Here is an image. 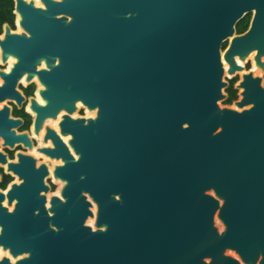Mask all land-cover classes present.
I'll use <instances>...</instances> for the list:
<instances>
[{
    "label": "water",
    "instance_id": "water-1",
    "mask_svg": "<svg viewBox=\"0 0 264 264\" xmlns=\"http://www.w3.org/2000/svg\"><path fill=\"white\" fill-rule=\"evenodd\" d=\"M262 3L13 0L1 75L45 88L36 133L62 119L41 151L66 185L0 193V252L25 256L0 264H264V52L247 71L255 28L236 36Z\"/></svg>",
    "mask_w": 264,
    "mask_h": 264
},
{
    "label": "flooded vegetation",
    "instance_id": "flooded-vegetation-1",
    "mask_svg": "<svg viewBox=\"0 0 264 264\" xmlns=\"http://www.w3.org/2000/svg\"><path fill=\"white\" fill-rule=\"evenodd\" d=\"M262 7L264 4L262 3ZM261 6L245 12L244 16L236 23V36L242 37L249 32L253 27L255 28L253 37L251 39L252 52L250 53L245 64L246 70H254L255 74L259 70L254 69V60L258 55L264 52V21L259 14V10H263ZM11 22H3L0 27V36L4 35L3 25L8 24L11 31H17L16 16L13 14ZM260 28V30H258ZM228 46V42L223 44V50ZM261 51V52H260ZM261 60L264 62V55H261ZM9 64H3L0 59V193L4 196L8 194L11 186L16 184L22 186L23 178L29 173L34 175L33 181L30 183L32 188L36 189L37 194L44 196V191L41 188L48 187L49 191L46 194L47 200L50 201L52 195L61 196V191L65 187L66 182L57 179L55 170L57 161L51 160L41 150L53 149V142L50 139L49 133L52 130L56 136L63 138L60 134L59 123L62 121L58 119L44 118L39 124L36 133V108L45 107L46 102L43 100L41 92L45 90L44 87L39 86L36 81L26 82L19 80L14 86L12 81L7 82L2 77V72H6ZM8 73V72H7ZM228 79V78H227ZM240 76L233 79H228L229 86L225 90L228 98L223 102V105H231L234 100L238 98V91L234 89V85L239 81ZM37 105V106H36ZM39 109V108H38ZM75 117H88V111L81 103L77 105V111L74 113ZM28 157L37 159V163H45L47 170L43 167L41 169L33 168L29 165ZM24 164V166L21 165ZM21 165V166H20ZM29 165V166H28ZM46 170V171H45ZM25 186V185H24ZM29 186V185H28ZM42 191V192H41ZM13 202H17L14 200ZM13 203V205L15 204ZM0 204L7 207V200L4 197L0 198ZM14 206L11 207L13 211ZM9 257L11 260L23 259L25 256L16 258L11 257L7 253L0 252L1 257Z\"/></svg>",
    "mask_w": 264,
    "mask_h": 264
},
{
    "label": "trees",
    "instance_id": "trees-1",
    "mask_svg": "<svg viewBox=\"0 0 264 264\" xmlns=\"http://www.w3.org/2000/svg\"><path fill=\"white\" fill-rule=\"evenodd\" d=\"M13 0H0V27L3 22H11Z\"/></svg>",
    "mask_w": 264,
    "mask_h": 264
}]
</instances>
